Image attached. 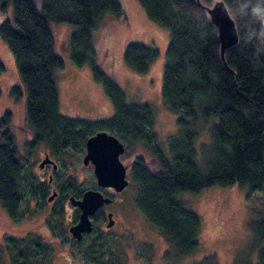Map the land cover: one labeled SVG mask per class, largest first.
Here are the masks:
<instances>
[{
    "label": "trees",
    "instance_id": "1",
    "mask_svg": "<svg viewBox=\"0 0 264 264\" xmlns=\"http://www.w3.org/2000/svg\"><path fill=\"white\" fill-rule=\"evenodd\" d=\"M214 1L139 0L149 19L171 30L162 95L168 108L183 116L178 119V135L169 141L168 157L153 127L152 105L127 101L124 90L103 68L93 40L94 29L126 18L121 0H41V7L36 0H0L3 12L13 6V19L0 24V36L13 51L27 90V118L33 129L30 149L43 146L58 159L69 152L82 155L89 136L100 130L130 143L141 141L152 159L143 152L133 157L131 173L138 185L136 205L180 256L197 250L201 227L199 215L178 198L180 192L198 193L213 185L237 184L247 187L249 193L264 188V0H224L239 35L224 57L218 28L207 10ZM51 21L76 26L70 36L71 59L77 66L87 65L94 80L102 84L114 106L112 117L87 121L59 112L56 70L65 62L55 51ZM158 54L152 44L131 41L124 60L133 70L146 73ZM22 92L21 85L11 88L16 99L22 97ZM10 125L12 112L7 110L0 116V202L12 218L21 220L34 211L21 205L26 191L24 179L29 182L31 175L25 172L26 164ZM204 130L209 131L211 140L198 145ZM31 177L30 186L35 189L28 191L44 199L43 185L36 186L34 174ZM76 180L67 177L59 185L62 202L69 193L64 184L72 183L73 194L80 191L79 185L75 187ZM250 227L257 241L264 242L261 211ZM24 236L6 235L7 243L0 241L1 264V259L13 262L9 252L20 264H29L37 253L42 257L47 254L50 243L39 233ZM87 254L96 264L120 263L119 254L114 258L113 254L106 258L90 250ZM200 264L218 262L215 255H210ZM256 264H264V246Z\"/></svg>",
    "mask_w": 264,
    "mask_h": 264
},
{
    "label": "rangeland",
    "instance_id": "2",
    "mask_svg": "<svg viewBox=\"0 0 264 264\" xmlns=\"http://www.w3.org/2000/svg\"><path fill=\"white\" fill-rule=\"evenodd\" d=\"M121 2L126 18L112 20L108 25L94 29L93 40L99 48L103 68L124 90L127 101L130 103L147 101L152 105L153 127L158 135V142L170 157L169 141L178 135V119L183 116L182 112L171 111L162 95L163 72L167 62L171 30L149 19L139 0H121ZM36 4L41 7V0H36ZM7 18L13 19L12 5L5 12L0 10V24ZM50 27L55 38V51L65 62L64 67L56 70L60 98L59 112L67 117L87 121L106 120L112 117L114 106L102 84L94 80L92 71L87 65L77 66L71 59L70 36L76 26L71 23L51 21ZM131 41L152 44L158 48V57L153 61L148 72L139 73L126 64L124 52ZM0 63L3 65L0 66V116L7 110L12 112L10 129L15 137L18 152L26 164L25 172L33 176L41 173V170L37 169V161L36 169L33 162L37 157L39 162L41 157L37 155L38 150L44 147L30 149L28 146V141L33 136V129L27 118V90L21 80L15 55L1 36ZM15 84L22 87L23 94L20 99H16L11 94V88ZM120 140L126 147L121 159L129 166L135 154L141 152L149 160L152 159V154L141 141L130 143L124 139ZM210 140L209 131L204 130L197 144ZM69 155L71 162L76 164L73 168L77 170L75 187L79 185L80 191L94 187L97 181L94 169L84 165V156L73 152H69ZM152 166L153 169L157 168L155 163ZM128 174L130 180L126 190L121 193L123 204L120 207L119 223L114 228L116 233H112L113 235L103 241L105 245L109 244L113 247V258L119 254V264H200L210 255L216 256L218 264L257 263L264 242L257 241L250 222L258 211L264 214V188L249 193L247 187H240L237 184L213 185L198 193L180 192L178 198L193 209L201 220L197 250L190 255L180 256L176 254L162 232L150 224L137 207L135 197L138 185L133 180L131 169ZM31 176L29 182L24 179L26 191L21 205L23 208L29 206L35 212L32 211V214L29 213L19 220L12 218L0 202V241H6V244V235L26 238L24 235L29 232L39 233L50 243V247L44 257L37 253L30 258L29 264H96L87 254L89 250L93 251L89 246L94 241L97 242L96 234L86 236L81 242L67 245L70 241L65 228L68 226L73 205L68 199L62 202L61 195L51 203L47 197L43 199L38 195L33 196L31 191H28L30 188L35 189L34 186H30L33 184ZM34 183L38 185L37 181ZM80 191L77 193L79 194ZM57 208L60 210L56 214ZM96 245L99 246L98 243ZM9 253L14 258L13 262H9L20 264L15 263L17 258L13 253ZM104 256L109 258L107 254L101 255ZM7 257L8 253H6ZM1 260H3L2 264H11L7 263L6 259Z\"/></svg>",
    "mask_w": 264,
    "mask_h": 264
},
{
    "label": "water",
    "instance_id": "3",
    "mask_svg": "<svg viewBox=\"0 0 264 264\" xmlns=\"http://www.w3.org/2000/svg\"><path fill=\"white\" fill-rule=\"evenodd\" d=\"M207 10L218 28L221 56L224 57L226 49L239 40L236 21L224 0H215L213 4L207 6ZM125 149L124 142L107 130H100L88 138L83 162L94 164V173L99 187H114L119 191L129 184L127 178L129 164L121 159ZM55 194L51 195L49 200L53 199ZM110 201L109 196L96 188H87L81 198L72 195L70 202L81 209L79 220L70 226L73 236L80 240L84 233L91 232L93 229L91 215L104 203ZM112 223L110 221L108 226Z\"/></svg>",
    "mask_w": 264,
    "mask_h": 264
},
{
    "label": "flooded vegetation",
    "instance_id": "4",
    "mask_svg": "<svg viewBox=\"0 0 264 264\" xmlns=\"http://www.w3.org/2000/svg\"><path fill=\"white\" fill-rule=\"evenodd\" d=\"M43 148V147H42ZM86 150L83 152V156L85 155ZM41 159L38 162L37 159L33 162L35 167V162L37 161V169L41 170V173L34 174L35 181L37 184L43 185V191L45 192L44 198L49 197L56 193L53 199L49 200V203L54 202L56 198L60 196V184L66 180L67 177H76L77 178V170H73L76 167V164L71 162L70 155L65 156L63 158H56L53 156L46 148L38 150V154ZM30 161V160H29ZM130 161V160H129ZM86 167H92L94 169V164L89 162L88 164H84ZM36 169V167H35ZM131 169V165L127 169V177L129 179L128 171ZM95 174V173H94ZM95 176V175H94ZM96 179V176H95ZM130 180V179H129ZM97 184V181H96ZM65 185L67 189L68 196L67 199L70 202V197L73 195L77 198H81L83 193L86 189L80 191L79 194H73L72 190V183L68 182ZM96 186V187H95ZM93 188L100 189L104 195L111 197V201L109 203H104L101 207H99L95 213L91 215V221L93 224V229L91 232L84 233L82 239L78 240L75 238L72 233L70 232L69 228L72 224L77 223L80 217L81 209L78 206L73 205L71 208V215L68 221V227L65 228L67 231L68 241L67 245H70L74 242H81L86 236L91 234H96L95 239L97 237V242L94 241L91 245V249L95 253L98 254H107L110 256L114 254V249L111 245H105L104 239L113 235L112 233H116L115 229L119 223V216H120V207L123 204V197L121 193L126 190L127 186L122 190H115L114 187H99L95 185ZM40 192V191H39ZM50 193V194H49ZM112 221V225L108 226V223ZM101 239V240H100ZM99 244V246L96 245Z\"/></svg>",
    "mask_w": 264,
    "mask_h": 264
},
{
    "label": "bare ground",
    "instance_id": "5",
    "mask_svg": "<svg viewBox=\"0 0 264 264\" xmlns=\"http://www.w3.org/2000/svg\"><path fill=\"white\" fill-rule=\"evenodd\" d=\"M128 178V177H127ZM129 180V179H128ZM55 194V193H54ZM53 195V194H52ZM111 198V197H110ZM95 213V212H94ZM69 230H70V228H69ZM72 233V232H71ZM73 235V234H72Z\"/></svg>",
    "mask_w": 264,
    "mask_h": 264
}]
</instances>
